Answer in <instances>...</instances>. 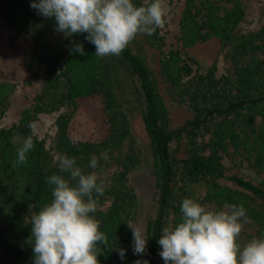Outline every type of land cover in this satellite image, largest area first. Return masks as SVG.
I'll use <instances>...</instances> for the list:
<instances>
[{
	"label": "trees",
	"instance_id": "trees-1",
	"mask_svg": "<svg viewBox=\"0 0 264 264\" xmlns=\"http://www.w3.org/2000/svg\"><path fill=\"white\" fill-rule=\"evenodd\" d=\"M31 3L32 0H0L1 15L13 32L31 31L37 51L34 56L44 64L45 74L34 104L21 113L17 124L0 130V264H33L32 225L27 219L29 205L38 211L51 203L52 186L47 184L46 178L53 174L69 175L60 173L43 141L36 138L29 127L31 121L39 113L56 110L64 103L98 96L109 122L107 137L98 143H74L66 135L65 121H61L60 145H56L57 155L74 157L77 166L95 156L98 168L103 160L99 156L108 150L107 153H112L111 150L120 146L111 144L126 132L114 114L121 67L136 77L143 99L151 173L156 180V209L143 228L148 237L146 254L134 255L132 230L126 224L129 220L134 224L138 208V197L128 177L139 162L132 148L122 156L121 169L105 184L104 194L93 193L98 205L109 201L106 209L98 206L95 213H90L98 221L99 230L108 237L107 245L97 244L99 264H135L137 260L165 264L159 255L158 241L171 213L175 214L172 224L180 222V205L184 200L176 199L180 182L183 185L203 183L204 206L211 203L220 208L242 205L255 227L256 239H264V177L256 184L237 175H227L223 163L229 147L244 148L253 166L264 171V26L256 32L237 31L245 15L242 0H185L180 19L183 47H194L214 38L218 44L217 54L230 48L231 57L228 73L220 78L214 76L216 64L212 63L204 76L208 81L207 92L202 95L200 104L193 107L192 118L173 129L166 124L165 108L151 68L132 49L134 40L119 56H96L95 45L85 39L86 33L66 37L65 33L55 30L54 18L38 15ZM134 3L145 6L142 0H134ZM73 44H83L85 55L71 51ZM190 72L191 68L177 52H170L163 65L167 79L176 84ZM13 87L10 82H0V112ZM188 93L194 100L200 96L197 88ZM256 116L261 119L258 126L254 123ZM209 124L213 125L209 150L201 154L195 138L204 127L209 129ZM29 135L34 148L27 153V163L13 167L17 149ZM183 137L187 139L188 148L186 154L179 157L178 145L171 144H178ZM88 170L94 169L89 167ZM219 179L231 180L238 189L220 184ZM118 249L125 250V259H120Z\"/></svg>",
	"mask_w": 264,
	"mask_h": 264
},
{
	"label": "rangeland",
	"instance_id": "rangeland-1",
	"mask_svg": "<svg viewBox=\"0 0 264 264\" xmlns=\"http://www.w3.org/2000/svg\"><path fill=\"white\" fill-rule=\"evenodd\" d=\"M144 4L151 0H142ZM185 0H162L165 10V23L152 35L138 34L132 42V49L142 56L151 68L157 85L160 100L165 108V120L169 128L181 127L186 120L192 118L196 103L202 101L201 97L207 92L208 81L204 79L210 66L215 61L214 76L220 78L226 75L230 66V51L228 48L217 54L218 44L214 38L208 39L203 44L194 47H183L180 34V19L184 9ZM245 15L239 22L237 31L240 33L256 32L264 26V0H242ZM175 51L180 58L191 68V72L183 76L176 84L169 81L163 73L164 62L169 58L170 52ZM37 51L34 48L33 35L30 30L15 33L8 25L0 12V82L7 81L14 85L7 103L0 112V130L17 124L21 113L30 108L36 96L40 93L44 81V64L35 58ZM204 82V84H203ZM188 88V89H187ZM197 88L200 96L192 99L188 91ZM144 106L137 79L127 68L119 69V89L117 90L114 114L124 126L125 135L111 145H120L112 153L104 155L100 166L88 170L90 161L84 162L79 167L85 174L96 172L107 184L110 177L121 169V159L130 149H134L139 162L130 171L129 183L138 197V208L134 225L145 227L148 219L153 218L156 209L155 177L151 173L150 141L145 130L143 120ZM65 121L66 135L74 143H98L104 140L109 132V122L103 113L101 99L98 96L83 98L77 103H64L53 111L41 112L31 121L33 134L42 140L46 150L55 160L57 155L56 145L59 142V125ZM260 117L254 118L255 126L260 124ZM213 125L209 129L204 127L196 136V146L201 154H207L210 145ZM187 139L181 138L176 154L182 157L186 154ZM227 175H237L253 183H258L264 177L263 173L253 166L249 154L243 149L235 150L229 147L223 157ZM222 185L234 189L238 187L227 179H219ZM177 200L191 198L204 206V184L195 183L183 185L179 183ZM180 200V201H181ZM106 209L109 201L98 205ZM209 210H222L213 203L205 205ZM174 213L170 214L169 225L172 224ZM256 239V230L253 224H243L240 236L237 238L241 248L251 240Z\"/></svg>",
	"mask_w": 264,
	"mask_h": 264
},
{
	"label": "clouds",
	"instance_id": "clouds-1",
	"mask_svg": "<svg viewBox=\"0 0 264 264\" xmlns=\"http://www.w3.org/2000/svg\"><path fill=\"white\" fill-rule=\"evenodd\" d=\"M30 6L38 15L54 18L55 30L66 37L86 33L99 57L119 56L138 34L152 35L165 23L162 0L145 6H137L134 0H32ZM71 51L85 55L83 44H73ZM33 148L29 135L17 149L13 167L26 164ZM102 155L106 158V153ZM54 163L60 173L69 175L47 177L51 203L38 211L29 205L33 264H99L97 244L107 245L108 237L90 213L98 210L93 193L103 195L104 182L96 172L85 174L74 157L62 154ZM97 165L93 156L89 167ZM180 212V222L165 226L158 241L165 264H264V239H253L242 248L237 242L243 224L249 222L242 205H225L217 211L185 198ZM126 224L132 230L133 254H146L148 237L131 220ZM118 255L125 259V250L118 249Z\"/></svg>",
	"mask_w": 264,
	"mask_h": 264
}]
</instances>
